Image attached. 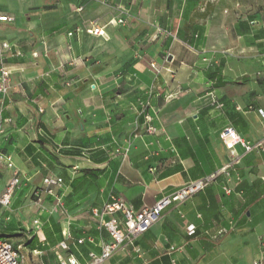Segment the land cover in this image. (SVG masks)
<instances>
[{
  "label": "crops",
  "instance_id": "crops-1",
  "mask_svg": "<svg viewBox=\"0 0 264 264\" xmlns=\"http://www.w3.org/2000/svg\"><path fill=\"white\" fill-rule=\"evenodd\" d=\"M0 16V42L16 47L0 141L21 178L9 209L27 185L63 179L39 206L29 252L43 264L67 233L96 239L71 246L81 262L100 253L110 238L93 210L112 196L141 210L228 165L225 129L264 143V0H0ZM236 150L230 176L102 264H264V152ZM12 176L0 164V192Z\"/></svg>",
  "mask_w": 264,
  "mask_h": 264
},
{
  "label": "built area",
  "instance_id": "built-area-1",
  "mask_svg": "<svg viewBox=\"0 0 264 264\" xmlns=\"http://www.w3.org/2000/svg\"><path fill=\"white\" fill-rule=\"evenodd\" d=\"M11 20L7 16H0V21ZM127 20L120 18L117 21L111 23L115 26H124ZM87 32L94 36H105L106 32L102 27H97L95 24H91V27L87 29ZM14 45L8 42H0V141L6 134V124L11 122V119L4 117L6 109V100L10 91L12 71L6 64V54L10 52ZM20 55V53L18 52ZM34 57H38V53L34 54ZM70 65L78 67L80 62L78 59H74L70 62ZM150 68L152 71L159 75L161 68L156 63H151ZM174 74L173 71H169ZM260 114L264 118V112L260 111ZM220 138L224 143L226 149L230 151L232 156L231 162L216 172L208 175L205 178L190 181L189 183L180 187L175 193L170 196H166L159 200L155 205L151 207H144L141 210H135L127 201L120 196H112L110 201L101 209H94L93 216L98 221L99 229L105 230L109 234L110 240L101 244V252L96 253L94 251L88 254V260L81 262L72 252V245H84L90 243L96 244V239L93 236H84L81 238H75L70 233L65 234V239L59 244L56 251L57 263L55 264H102L110 259L114 253L125 246L126 241L130 245H134L135 241L146 233L155 223L159 222L166 209L173 205H180L187 200L191 199L195 195L205 191L211 184H213L221 175L230 176V170L234 165H237L242 156L237 153L236 147L241 146L244 149L245 154L252 153L254 151L264 152L263 142H251L241 137L235 130L231 128L225 129ZM0 164L6 165V167L13 171V176L6 185L4 191L0 192V206L9 208L15 198L17 189L21 185V178L19 171L16 170L12 157L5 155L0 151ZM63 185V179L56 176H47L43 180L42 187L35 192L36 202L38 206L42 207L46 196L55 197V189ZM227 194L231 193V189L226 187ZM35 227V233L39 236L42 233L43 224L39 219L33 222ZM194 232V228L190 227V233ZM226 232V231H223ZM33 237L29 239L32 240ZM44 240L42 241V243ZM26 244H19L15 247L13 243L0 236V264H25V257L21 251L25 250ZM135 251H138L134 248ZM62 251H66V255L62 254ZM33 256H41L42 253L38 250L31 251ZM253 264H260L254 262Z\"/></svg>",
  "mask_w": 264,
  "mask_h": 264
},
{
  "label": "rangeland",
  "instance_id": "rangeland-1",
  "mask_svg": "<svg viewBox=\"0 0 264 264\" xmlns=\"http://www.w3.org/2000/svg\"><path fill=\"white\" fill-rule=\"evenodd\" d=\"M19 189L20 187L17 190L19 191ZM26 189L25 194L15 200L13 208L0 206V236L13 243L15 247H18L19 244L27 245L30 237H33V243L28 244L27 248L21 251L25 257V264H43L47 262L46 259H42L41 256H33L29 252L30 248L36 246L38 237L33 222L36 219L42 222V213H40V207L36 202V190H32L30 185H27ZM63 253H66V251H63ZM47 254H50V252H47Z\"/></svg>",
  "mask_w": 264,
  "mask_h": 264
},
{
  "label": "trees",
  "instance_id": "trees-1",
  "mask_svg": "<svg viewBox=\"0 0 264 264\" xmlns=\"http://www.w3.org/2000/svg\"><path fill=\"white\" fill-rule=\"evenodd\" d=\"M29 243H32V241H29Z\"/></svg>",
  "mask_w": 264,
  "mask_h": 264
}]
</instances>
